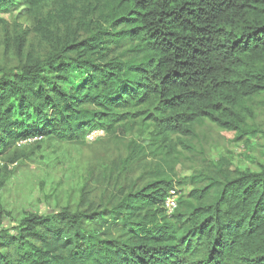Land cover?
<instances>
[{
	"label": "trees",
	"instance_id": "obj_1",
	"mask_svg": "<svg viewBox=\"0 0 264 264\" xmlns=\"http://www.w3.org/2000/svg\"><path fill=\"white\" fill-rule=\"evenodd\" d=\"M52 3L62 29L38 14ZM19 5L36 15L48 49L25 52L27 32L14 40L17 64L0 75V158L26 142L137 127L188 151L202 123L264 139L251 123L264 100V0H114L106 25L85 37L70 0H0V29ZM90 194L19 220L0 200V264H264V166L240 172L221 158L176 182L101 191L99 202Z\"/></svg>",
	"mask_w": 264,
	"mask_h": 264
},
{
	"label": "rangeland",
	"instance_id": "obj_2",
	"mask_svg": "<svg viewBox=\"0 0 264 264\" xmlns=\"http://www.w3.org/2000/svg\"><path fill=\"white\" fill-rule=\"evenodd\" d=\"M114 0H70L75 21L85 18L87 28L80 34L86 36L96 24L105 26V16ZM61 4L52 3L38 14L55 20L60 26L58 15ZM7 31L0 29V75L16 64L13 55L14 40L21 33L28 34L25 52L35 56L45 55L47 45L35 33L36 15L26 6L19 5L8 15ZM91 21V23H89ZM91 24V25H90ZM104 28V27H103ZM11 37L7 51L5 39ZM120 54H126L121 49ZM255 116L251 123L264 129V100L256 101ZM174 143H176V137ZM98 141L61 143L52 139L26 142L15 146L12 153L0 158L3 169L0 200L15 220L28 211L45 214L49 210L72 204L79 200L80 190L85 187L90 197L99 202L101 191L111 192L114 188L138 187L162 178L175 182L186 176L216 164L221 158L228 159L233 169L240 172H259L264 166V139L255 137L251 141L237 140L235 133L222 131L209 123L200 124L195 136L186 139L190 151L172 144L160 147L153 141L151 128H136L126 136L98 133ZM14 161V162H13ZM182 197H186L191 186H179Z\"/></svg>",
	"mask_w": 264,
	"mask_h": 264
},
{
	"label": "built area",
	"instance_id": "obj_3",
	"mask_svg": "<svg viewBox=\"0 0 264 264\" xmlns=\"http://www.w3.org/2000/svg\"><path fill=\"white\" fill-rule=\"evenodd\" d=\"M100 131L94 132L92 133L88 139L94 141L97 137H98V133ZM179 195L177 193L176 190L171 191V195L168 197L167 201H166V207L168 210V214H172L174 212V210L177 208V199H178Z\"/></svg>",
	"mask_w": 264,
	"mask_h": 264
}]
</instances>
